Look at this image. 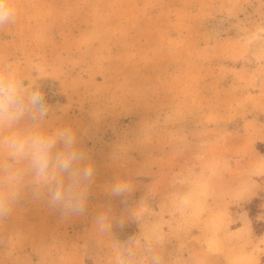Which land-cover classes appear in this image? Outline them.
Returning <instances> with one entry per match:
<instances>
[{"label":"rangeland","instance_id":"1","mask_svg":"<svg viewBox=\"0 0 264 264\" xmlns=\"http://www.w3.org/2000/svg\"><path fill=\"white\" fill-rule=\"evenodd\" d=\"M10 3L0 62L41 87L44 128L72 127L95 175L74 216L22 175L0 264H264V0Z\"/></svg>","mask_w":264,"mask_h":264},{"label":"clouds","instance_id":"2","mask_svg":"<svg viewBox=\"0 0 264 264\" xmlns=\"http://www.w3.org/2000/svg\"><path fill=\"white\" fill-rule=\"evenodd\" d=\"M18 10L10 0H0V28L15 25ZM49 111L45 93L39 85L25 83L19 69L11 62H0V150L7 160L0 163V220L9 218L21 195L19 180L29 179L34 196H43L50 209L65 216L82 214L88 206L90 184L95 164L84 151L77 132L69 126L53 131L44 128ZM121 180L112 186L117 197L130 191ZM190 196L180 200L188 206ZM109 211H100L96 224L107 230ZM151 238H146L150 244ZM150 253L151 248L147 249ZM151 264H160L152 255Z\"/></svg>","mask_w":264,"mask_h":264},{"label":"trees","instance_id":"3","mask_svg":"<svg viewBox=\"0 0 264 264\" xmlns=\"http://www.w3.org/2000/svg\"><path fill=\"white\" fill-rule=\"evenodd\" d=\"M263 150H264V147H263Z\"/></svg>","mask_w":264,"mask_h":264}]
</instances>
